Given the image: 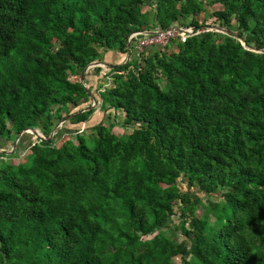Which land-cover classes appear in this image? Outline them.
I'll list each match as a JSON object with an SVG mask.
<instances>
[{"label": "trees", "instance_id": "obj_1", "mask_svg": "<svg viewBox=\"0 0 264 264\" xmlns=\"http://www.w3.org/2000/svg\"><path fill=\"white\" fill-rule=\"evenodd\" d=\"M211 4V23L196 21ZM146 12L150 26L234 33L108 68L99 108L129 132L101 117L1 161L0 264H264V0H0V137L86 120L91 108L60 113L89 95L68 75L99 49L123 53Z\"/></svg>", "mask_w": 264, "mask_h": 264}, {"label": "rangeland", "instance_id": "obj_2", "mask_svg": "<svg viewBox=\"0 0 264 264\" xmlns=\"http://www.w3.org/2000/svg\"><path fill=\"white\" fill-rule=\"evenodd\" d=\"M217 7H218L217 4H211V5L206 6V9L204 11H199L198 13H196V15L194 16V19L196 21H199V22H203L205 20L206 22L211 23V17L212 16L210 15V12L212 9L217 8ZM147 8L149 9L148 6L143 5L141 7V10H145V9L147 10ZM151 14L152 13L149 14V12H146V13L141 15L142 16L141 19H143L144 21L147 22L146 23L147 26H150L151 23H154ZM189 20H190L189 15H186L183 17L184 23H187ZM174 25H177V24L172 23L168 27H171ZM177 38H178L177 36L171 37L166 42V44L164 46L165 49L166 50L172 49L175 46ZM99 50H100V55L102 57L101 60H106L108 62H112L115 64L120 62V60H118L117 58L115 59L113 57L114 55L121 54L119 51H117V50H102V49H99ZM109 51H111V53ZM133 59L134 58L130 59V61H132ZM106 70H107V68L105 66H100V69L97 72H95L92 67H89L86 71H84L82 78H83L84 86L88 87V92H89L88 98L84 102H81V103H79V105H76L74 107H70V106L68 107L67 106L66 108L65 107L62 108L60 113L63 114V112L67 109L69 111H73L77 108H80V107L82 108L86 105H93V101H92L91 96H90V94H91L95 98L97 103L93 106H90L92 111L89 113L87 119L82 121V123L84 125L90 126V125L96 123L97 121H99L101 119V117L103 119L108 118L107 121L109 120V121L114 123L112 128H111L112 132H114L117 135H119L121 133H127L130 130V126H122L121 125L122 113L118 109H116V110L111 109L108 111L107 110L104 111V110H101L99 108V95H98L99 88L108 85V82L105 81V75H106V73H108V76H109V71H106ZM68 78L70 80H75L76 78H78V76L68 75ZM160 85L163 88L166 87L165 86V80L163 77H161V79H160ZM54 107L55 106H52V109H54ZM6 124H7V126H9L10 122L7 121ZM80 124L81 123L73 122L71 120L70 121L66 120L62 125L61 124L58 125L55 128V137L53 138L55 144H59L63 140L67 139V137H69V135L72 133L71 129L77 128ZM88 132H89L88 129H84L82 131V135L85 136L87 144L89 146H91L92 142H93V140H92L93 135H87ZM27 133L28 132H21L20 135L17 137L14 144H13V141H14V138L16 136H14L13 138H12V135H9L6 137H0V155H1L0 156V162L6 161V160L8 162H17V161L28 162L29 161L30 157L27 156V154L29 153L27 143L29 140H33V138H32V133H29V135ZM72 137H73V135L70 138H72ZM12 150L14 152L11 153ZM182 181H184V180L182 179ZM182 181H180V186L182 189H184L185 184ZM189 189L191 191L194 190V188H189ZM196 192H197L196 193L197 195L203 196L202 192H199V191H196ZM216 194L217 193L210 195L209 198L214 199V195H216ZM196 212H198V210ZM172 223L174 225L177 223V219H176L175 215L172 216ZM166 232H167V230H166ZM174 259H175V261H178L177 256H175Z\"/></svg>", "mask_w": 264, "mask_h": 264}, {"label": "built area", "instance_id": "obj_3", "mask_svg": "<svg viewBox=\"0 0 264 264\" xmlns=\"http://www.w3.org/2000/svg\"><path fill=\"white\" fill-rule=\"evenodd\" d=\"M202 29L217 30L215 27H213V24L197 28H195L191 24H186L174 25L167 28H160L158 26H148L146 28H143L142 30L131 31L126 38V50L121 53L120 61L126 62L130 61V59L132 58H135L136 64L138 66L140 60V53L145 50L147 46H162L173 36H177L180 40H184L187 35H190L194 32H198ZM129 67L132 66L130 65ZM109 79L110 77L108 76V73H106L105 81L108 82ZM103 87L99 88V90H102ZM83 127L84 124L81 122V124L75 129V132H80ZM32 138V141H36V139L39 140V138L33 133Z\"/></svg>", "mask_w": 264, "mask_h": 264}, {"label": "water", "instance_id": "obj_4", "mask_svg": "<svg viewBox=\"0 0 264 264\" xmlns=\"http://www.w3.org/2000/svg\"><path fill=\"white\" fill-rule=\"evenodd\" d=\"M213 27H215L217 30H220V31H222V32H231V33H234L233 30H231V29H226V28L220 27V26H218V25H213ZM118 65H119V63L115 64V63H112V62H108V61H106V60H100V61L95 60V61L89 62V63H87V64H86V65H85V66L79 71V73H78V81H79L82 85H84L82 76H83L84 71H86L89 67H93V66H105L106 68H112V67H115V66H118ZM90 96H91V99H92V101H93V105H95V104H96V100H95V98H94L91 94H90ZM93 105H86V106L80 108L79 111L87 110V109L90 108V106H93ZM72 114H73V113H70V114H68V115H65V116H63L58 122H56V123L52 126L50 132L48 133V135H47L46 137H44V136L41 134L40 130H39L38 128H36V127H25L22 131H20L19 133L16 134V137L14 138L13 144L15 143L17 137L20 135L21 132L33 133V134L36 135L40 140H45L46 142H50L51 137H52V135H53V133H54L55 128H56L58 125H60L61 123H63V122H64L69 116H71Z\"/></svg>", "mask_w": 264, "mask_h": 264}, {"label": "crops", "instance_id": "obj_5", "mask_svg": "<svg viewBox=\"0 0 264 264\" xmlns=\"http://www.w3.org/2000/svg\"><path fill=\"white\" fill-rule=\"evenodd\" d=\"M217 5H218V4H217ZM148 25H149V24H148ZM154 48H158L157 45L147 46V47L145 48V50H146V51H149V50H152V49H154ZM109 52L111 53V51H109ZM112 54H113V53H112ZM112 54H111V55H112ZM113 55H114V54H113ZM113 57H114L115 59L117 58L118 60H120V59H121V54H119V55H118V54H117V55H114Z\"/></svg>", "mask_w": 264, "mask_h": 264}]
</instances>
